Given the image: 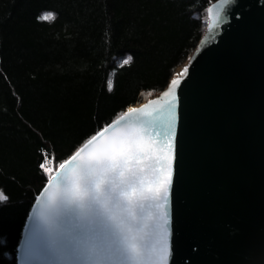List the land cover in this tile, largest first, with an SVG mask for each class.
I'll return each instance as SVG.
<instances>
[{
	"label": "trees",
	"instance_id": "obj_1",
	"mask_svg": "<svg viewBox=\"0 0 264 264\" xmlns=\"http://www.w3.org/2000/svg\"><path fill=\"white\" fill-rule=\"evenodd\" d=\"M215 0H0V264L49 173L198 46ZM53 13L51 21L38 19ZM131 57L128 64L125 58ZM109 83L111 89L109 90Z\"/></svg>",
	"mask_w": 264,
	"mask_h": 264
},
{
	"label": "water",
	"instance_id": "obj_2",
	"mask_svg": "<svg viewBox=\"0 0 264 264\" xmlns=\"http://www.w3.org/2000/svg\"><path fill=\"white\" fill-rule=\"evenodd\" d=\"M217 3L177 92L170 264H264V0H231L203 43Z\"/></svg>",
	"mask_w": 264,
	"mask_h": 264
},
{
	"label": "snow or ice",
	"instance_id": "obj_3",
	"mask_svg": "<svg viewBox=\"0 0 264 264\" xmlns=\"http://www.w3.org/2000/svg\"><path fill=\"white\" fill-rule=\"evenodd\" d=\"M230 3L218 0L213 5L216 11L203 43L214 39ZM54 18L53 13L38 17ZM189 67L170 81L161 98L128 108L59 163L55 175L46 177L39 208L26 229L23 264H170L167 206L174 175L177 92ZM39 168L53 171L43 161ZM7 200L0 191V203Z\"/></svg>",
	"mask_w": 264,
	"mask_h": 264
},
{
	"label": "rangeland",
	"instance_id": "obj_4",
	"mask_svg": "<svg viewBox=\"0 0 264 264\" xmlns=\"http://www.w3.org/2000/svg\"><path fill=\"white\" fill-rule=\"evenodd\" d=\"M190 56H191V55H190ZM190 56H189V58H190ZM189 58H188V59H189ZM188 59H187L184 63L180 64V65L176 68V70H175V72H174L172 78L175 77V76H177L179 73L182 72L183 68H184L185 65L187 64ZM172 78H171V79H172ZM160 92H161V91H160ZM156 94H158V93L152 94L151 97L155 96ZM143 102H144V101H143ZM136 105H137V104H136ZM50 169L53 170L52 167H51ZM49 174H50V175H53V174H54V170H53L51 173H49Z\"/></svg>",
	"mask_w": 264,
	"mask_h": 264
}]
</instances>
